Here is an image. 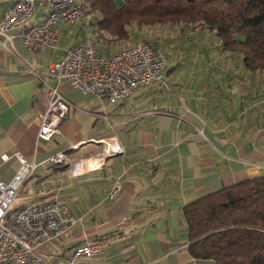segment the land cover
<instances>
[{"label": "crops", "instance_id": "obj_1", "mask_svg": "<svg viewBox=\"0 0 264 264\" xmlns=\"http://www.w3.org/2000/svg\"><path fill=\"white\" fill-rule=\"evenodd\" d=\"M10 3L0 0V17ZM45 16L40 9L26 28ZM65 26L58 24L59 32ZM18 30L8 32L12 42H0V177L10 181L20 167L16 157L3 161V155L20 151L38 166L13 210L58 199L77 219L69 233L38 248L37 264H70L75 249L90 243H100L102 253L73 264H215L190 253L183 209L208 193L264 176V68L206 60L207 66L191 67L180 80L164 76L168 88L152 82L113 103L65 84L60 88L72 105L61 133L37 142L48 95L34 72L52 84L48 66L87 32L71 30L66 44L60 33L58 48L39 54L25 49ZM185 30L196 35L207 29ZM219 56L227 59L228 53ZM111 141L122 152L106 158ZM59 151L68 160L52 165L48 158ZM117 182L120 192L111 199Z\"/></svg>", "mask_w": 264, "mask_h": 264}, {"label": "built area", "instance_id": "obj_2", "mask_svg": "<svg viewBox=\"0 0 264 264\" xmlns=\"http://www.w3.org/2000/svg\"><path fill=\"white\" fill-rule=\"evenodd\" d=\"M40 9L46 13L42 22L26 28ZM85 15V0H11L0 17V36L4 37L0 42L3 45L12 42L14 35L8 32L18 28L15 36L22 40L25 49L44 54L59 46L58 24L72 25ZM166 69L165 55L155 38L140 40L116 52H104L99 50L93 38L83 37L66 47L61 56L48 66L45 73L54 80L52 84L45 82L42 73L34 70L36 77L47 87L48 95L37 142L50 141L60 134L61 124L68 117L72 103L61 86L68 84L83 93H93L106 103H113L152 82H160L168 88L164 79ZM105 145L103 154L106 158L122 152L117 141L106 142ZM11 157L19 160L20 167L10 181L0 177V264H37L41 262L38 248L69 233L77 219L68 205L58 199L14 211V202L38 163L28 160L20 151L6 153L2 158L8 161ZM67 160L64 151L48 158L52 165H61ZM72 163L74 172L78 173L75 170L79 161ZM120 189L121 184L117 182L110 198L114 199ZM102 251L100 243L78 246L70 264L82 257L97 256Z\"/></svg>", "mask_w": 264, "mask_h": 264}, {"label": "trees", "instance_id": "obj_3", "mask_svg": "<svg viewBox=\"0 0 264 264\" xmlns=\"http://www.w3.org/2000/svg\"><path fill=\"white\" fill-rule=\"evenodd\" d=\"M85 1L100 51L106 52L103 42L130 39L132 29L180 24L183 30L215 32L221 48L238 53L248 69L264 68V0ZM183 214L194 257L215 264H264V176L201 196Z\"/></svg>", "mask_w": 264, "mask_h": 264}, {"label": "rangeland", "instance_id": "obj_4", "mask_svg": "<svg viewBox=\"0 0 264 264\" xmlns=\"http://www.w3.org/2000/svg\"><path fill=\"white\" fill-rule=\"evenodd\" d=\"M116 2L118 5H122L124 3L123 0H116ZM91 13L93 12L86 9V15L76 24L65 26L64 29H68L67 32L66 30L63 31L64 29H61L60 33L62 35L60 44L67 43L64 35H67V33L71 30H73L75 33L77 32L76 34H78L79 36H82L85 31L87 32L85 36H90L91 38H94V40H96L94 32H90V30L92 29V27L90 26L91 21L95 20L93 14ZM85 20H87V24L86 27H83V21ZM198 29H200V27H198ZM134 31L135 30L133 29L131 30V38L127 41L116 42L115 44L101 42L102 44H99L102 45L101 47L106 48V52H116L120 49L132 46L136 43V40L145 38L149 34L155 35V37L153 36L149 39H156L157 37L159 41V46L166 59L167 69L165 71V79L168 82H172L173 78L175 80L176 74L177 79L179 80L183 78V76L187 77L191 67L207 66L208 63H205L206 60H210L213 63V66H236L239 64H243L241 56L238 53L221 48L220 38L216 35L215 32H212L210 30H203L194 35L190 32V30L182 31V25L180 24H159L155 27H144V29L141 31ZM239 38H244V35L239 34ZM220 53L223 56L228 53L227 59L219 56ZM206 56L207 59H205ZM169 71L170 75H168ZM192 81L196 82L197 80L192 79ZM15 205H17L16 202Z\"/></svg>", "mask_w": 264, "mask_h": 264}]
</instances>
